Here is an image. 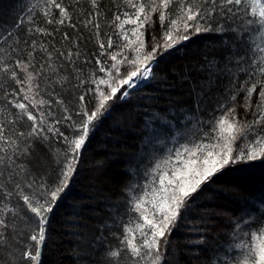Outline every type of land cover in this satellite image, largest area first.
I'll use <instances>...</instances> for the list:
<instances>
[{"label":"snow or ice","instance_id":"1","mask_svg":"<svg viewBox=\"0 0 264 264\" xmlns=\"http://www.w3.org/2000/svg\"><path fill=\"white\" fill-rule=\"evenodd\" d=\"M124 2L134 11H124L123 20L121 14H116L113 23L120 21L117 27L123 24L134 27L120 33L125 43H116V51H107L114 46L111 37H108L106 44L99 43L103 50L100 56L107 53L114 63L108 65L105 61L96 59L95 63L99 67L88 76V81L95 87L88 88L85 92L92 93V107L85 102V94L79 96V104L71 110L59 98L54 101L36 98L40 95L39 84L36 83L40 73L29 71L30 67H34L32 58L38 45L36 40L31 41L29 59L15 61V67L25 74L23 79L17 77L12 65L4 64L0 67V71L21 86L19 91L24 93L23 100L28 101L26 104L17 99L16 92L9 93L7 89L4 91L7 104L18 111L14 119L0 123V264H42L45 244L50 239V214L66 194L73 178L78 175L81 156L90 137L103 127L104 122L112 118L113 112L120 111V107L115 106L117 102L132 106V89L150 88L156 91L163 84V80L158 79L162 75L159 65L165 63L159 57L173 48L181 51L176 47L178 44L200 34L221 36L219 44L226 49L223 59L204 56L205 63L200 66L199 71L204 73L206 79L200 81V91H197L196 85L192 86L194 104L190 111L194 115L196 111L202 110L201 101L205 90L217 87L225 79L230 85V88L225 89L227 94L224 100L214 109V113L219 115L214 114L212 117V134L206 133L200 143H192L190 146L182 143L174 150V160L169 155L155 165L150 184L142 186L140 192L129 191V206L125 215L129 212L134 215L120 225L123 228L120 247L107 250V264H123L122 255L128 257L130 264H169V238L181 222L187 223L190 219L195 205L193 197L201 186L229 165L257 160L264 162V44L248 42L250 32L264 36V0ZM174 4L176 7L173 9ZM91 5L96 11L86 18L85 27H95L99 37L100 24L94 23V17L99 15L97 0H91ZM40 8L48 24L63 25L66 19H71L63 0H43ZM54 9L59 10V19H53ZM35 14L36 5H33L27 8L25 16L18 14L14 18V24H0V43L16 51L13 45L20 42L18 33L21 26L26 18L29 23H34L32 17ZM153 14L159 16L162 36L151 47V51H147L144 50L145 27L151 24ZM27 32L29 35H52L46 28L39 26L28 28ZM227 33H231V37ZM64 39H68L67 33L64 34ZM24 43L27 44L28 41L25 40ZM39 48L47 55L48 61L53 60V54L45 43L39 42ZM125 49L133 55L129 56ZM59 55L74 66V71H78L74 59V56L79 58L78 50L59 51ZM47 69L54 71V64L48 63ZM43 71L42 65L41 72ZM98 73H104L105 76L98 77ZM77 79L80 85L86 83L79 76ZM254 94L257 96L255 104L252 100ZM9 95L13 99H7ZM53 103L60 106L62 114H57ZM237 103L241 104L245 112H252L251 120L238 117ZM145 112L147 115L143 119L142 128L145 136L154 133V126L161 124L165 126V131L172 134L174 125L184 120L191 122L192 119V115H180L177 120V112L161 113L147 108ZM25 117L31 122L27 131L8 128V125H15ZM200 123L203 126L204 122ZM38 140L48 143L49 151L53 154L56 166L51 179L46 175H36L24 162L31 156L33 144ZM127 163L130 164L131 161ZM104 167V161H97L95 170L102 173ZM252 195L259 207L245 201L232 225L235 231L231 234V240L236 241L232 245L235 253L232 264H264V188L259 194ZM109 219L116 223L111 216ZM199 230L192 228V231ZM191 243L200 245L204 240L196 239ZM86 247L90 248L91 245ZM205 259L208 264H212L211 256Z\"/></svg>","mask_w":264,"mask_h":264},{"label":"trees","instance_id":"2","mask_svg":"<svg viewBox=\"0 0 264 264\" xmlns=\"http://www.w3.org/2000/svg\"><path fill=\"white\" fill-rule=\"evenodd\" d=\"M42 3L43 0H0V24H14V18L18 14L25 16L27 8L33 5H36L37 13L32 17L34 23H29L26 18L21 26L18 33L20 42L13 45L16 51L0 43V67L4 64L12 65L17 77L23 79L25 74L15 67V61L16 59L27 61L31 41H38L32 58L34 67L29 68V71L40 73L36 79L40 95L36 98L53 101L59 98L71 110L79 104V96L85 94L86 89L95 87L88 81V76L99 67L95 63L96 59L99 58L108 65L114 63L107 53L100 56L103 50L100 49L99 43L106 44L108 37H111L114 46L107 51H116V43H125L120 33L134 27L131 24L117 27L121 22L113 23L115 15L121 14L123 20L122 13L124 11L131 13L134 9L128 7L124 0H97L99 15L94 17V23L100 24L97 37L95 27L92 25L85 27L86 18L96 11L92 8L91 0H63V5L71 17L70 20L66 19L63 25L46 22L40 8ZM175 7L176 4L172 6L173 9ZM53 19H59L58 9L53 10ZM37 26L46 28L52 35L39 33L29 35L27 29ZM237 32L239 33V27ZM65 33L68 35L67 40L64 39ZM128 34L131 35L130 32ZM226 35L231 37L232 34ZM161 36L159 16L153 14L151 24L145 27L144 50L151 51V47L161 39ZM221 39L219 35L208 33L178 44L176 47L181 51L173 48L159 57L165 63L159 65L162 75L158 79L163 80V84L156 91L150 88L132 89L131 107L123 105V102L116 103L115 106L120 107V111L113 112L112 118L104 122L103 127L90 137L81 156L78 175L73 178L66 194L50 214L48 224L50 239L45 244L42 264H107V250L120 247V238L123 236V228L120 225L126 222L129 216L134 215L131 212L125 215V210L129 206V191L140 192L142 186L150 184L153 178L152 168H155L161 158L171 155L182 143L190 146L192 143H200L206 133L212 134L210 129L212 117L214 114L219 115L214 113V109L224 100L227 94L225 89L230 88V85L225 79L219 82L217 87L205 90L201 101L202 110L196 111L194 115L190 111L194 104L192 86L196 85L197 91H200V81L206 79L204 73L199 71L200 66L205 63V55L209 58L215 56L223 59L226 49L219 44ZM25 40L28 41L27 44L24 43ZM39 42L45 43L52 52V61H48L47 55L39 48ZM248 42L264 44V36L250 32ZM57 50L64 52L78 50L79 58L76 59L74 56L75 68L78 71H74V66L60 56ZM124 51L129 56L133 55L127 49ZM48 63L54 64V71L47 69ZM77 76L86 83L80 85ZM102 76L105 74L98 73V77ZM165 76L167 79H164ZM240 79H243L242 75ZM20 87L15 80L0 71V123L14 119L18 111L7 104L5 89L9 93L16 92L17 99L28 103L23 100L24 93L19 91ZM242 95L241 93L240 96ZM7 99L13 97L9 95ZM252 100L255 104L257 100L255 94ZM85 102L92 107L94 101L91 92L85 94ZM146 108L161 113L177 112L179 113L177 120L180 115H192V119L191 122L184 120L174 125L171 129L172 134L165 131V126L161 124L154 126L156 127L154 133L145 136L142 128L143 119L147 115ZM53 109L57 114H62L60 106L55 103ZM236 112L241 119H252V112H245L240 103L236 105ZM163 119L162 116L161 120ZM201 121L204 122L203 126ZM30 124L25 117L15 125H8V128L15 127L18 131H27ZM97 161L105 163L102 173L95 170ZM128 161L131 163L128 164ZM24 162L36 175H46L49 179L54 175L56 165L48 143L35 141L31 156ZM262 188L264 162L259 160L229 165L215 174L193 197L195 205L188 222H181L169 238L171 253L169 264H178V261L179 264H208L205 257L209 256L212 258V264H232V257L235 255L232 250L235 241L231 240V234L235 229L232 225L236 222L245 201L259 207L252 194H259ZM110 216L116 223L109 219ZM77 224L80 226H75ZM193 227L200 230L192 231ZM201 238L204 240L203 244L191 243ZM203 249L215 251H198ZM121 260L123 264H130L126 255H122Z\"/></svg>","mask_w":264,"mask_h":264},{"label":"rangeland","instance_id":"3","mask_svg":"<svg viewBox=\"0 0 264 264\" xmlns=\"http://www.w3.org/2000/svg\"><path fill=\"white\" fill-rule=\"evenodd\" d=\"M171 155H172L173 160H174L175 152H172ZM165 158H166V157L161 158V159L158 161V163H161ZM152 169H154V168H152ZM235 242H236V241H235ZM235 242H234V243H235Z\"/></svg>","mask_w":264,"mask_h":264}]
</instances>
